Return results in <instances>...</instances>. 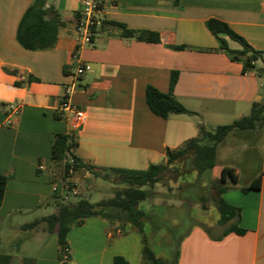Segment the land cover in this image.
I'll return each instance as SVG.
<instances>
[{
  "label": "crops",
  "instance_id": "1",
  "mask_svg": "<svg viewBox=\"0 0 264 264\" xmlns=\"http://www.w3.org/2000/svg\"><path fill=\"white\" fill-rule=\"evenodd\" d=\"M31 2L0 0V174L7 177L0 202V251L11 255L10 264L31 257L13 253L19 249L10 245L27 224L13 220L49 206L57 189L65 191L62 165L50 159L56 133L71 134L72 152L92 166V171L80 168L68 177L82 184L83 191L93 188L98 178L118 182L115 169L165 163V148L196 136L198 122L214 126L218 123L212 118H238L264 99V54L253 69L243 71L242 62L219 49L205 24L208 18L220 19L254 49L264 51V0H102L100 22L77 59L72 52L81 0H46L62 23L55 44L37 50L24 48L16 39L19 20ZM122 26L157 32L159 40L123 36ZM228 45L239 47L231 40ZM78 63L84 71L70 100L85 116L73 126L58 107L62 87ZM173 70L177 78L171 92L194 113L163 118L148 107L145 89L150 85L168 92ZM258 129L264 134V127L248 133L257 135ZM258 174L260 186L242 191ZM72 190L81 192L79 187ZM223 194L239 208L237 224L244 232H224L225 226L207 231L194 223L179 242L176 264H264V166L244 185ZM48 214L33 225L49 233L32 256L34 264H59L57 234L48 232L42 219ZM216 223L220 225L218 219ZM67 242L71 264H112L114 255H122L127 264L140 262L139 233H123L98 216L72 225Z\"/></svg>",
  "mask_w": 264,
  "mask_h": 264
},
{
  "label": "trees",
  "instance_id": "2",
  "mask_svg": "<svg viewBox=\"0 0 264 264\" xmlns=\"http://www.w3.org/2000/svg\"><path fill=\"white\" fill-rule=\"evenodd\" d=\"M62 23L60 14L52 5H46V0H32L30 6L21 16L16 29V39L21 46L27 49L37 50L52 47L57 39V31ZM206 27L216 37L220 50L226 52L233 60L242 62L243 71L254 68V62L263 57L264 51L254 49L241 35L236 33L226 22L217 18H208ZM123 36H135L146 41H158L159 35L153 31H138L127 29L122 26ZM228 40L234 41L239 46L231 48ZM177 72L172 71L169 78L168 92H162L148 85L145 89V101L150 110L156 115L166 118L172 113H188L187 109L172 94L171 90L176 81ZM264 126V99L261 102H253L250 112L246 115L233 119L229 123L207 126L197 123V135L184 140L176 147H166L165 163H150L146 169H115L119 184L122 186L113 190L108 198H102L91 202L85 197H79L72 201H63L58 189L53 194V203L56 210L42 219L48 232L57 234L59 264H71L67 232L74 224L81 223L84 218L98 216L109 224H116L119 231L126 233L135 230L141 239L139 264H176L178 258V246L171 251L168 257H158L147 243L144 228V219L158 222L160 217L158 209H144L139 203L150 196V190L158 183L164 173L169 169L172 162L184 154H191L192 164L198 173L212 169L215 166L216 146L223 141L224 137L233 129H253ZM75 146L71 134L56 133L51 146L50 159L55 165H62V180L68 181L71 172L80 168L91 170L92 166L83 162L72 152ZM92 171V170H91ZM7 177L0 174V202L3 198ZM217 180V196L214 204L218 210V223L225 225L226 231L243 233L244 229L237 224L239 208L226 202L221 193L227 188L224 184L227 180L237 181V173L234 167L223 165L220 168ZM261 174L255 176L247 185L242 186V191L258 188ZM72 190L68 185L67 193ZM39 220L24 224L23 227L35 225ZM208 231V229L205 227ZM11 255L0 251V264H10ZM22 264H34L33 257H23ZM112 264H127L122 255H114Z\"/></svg>",
  "mask_w": 264,
  "mask_h": 264
},
{
  "label": "rangeland",
  "instance_id": "3",
  "mask_svg": "<svg viewBox=\"0 0 264 264\" xmlns=\"http://www.w3.org/2000/svg\"><path fill=\"white\" fill-rule=\"evenodd\" d=\"M233 119L235 116L228 115L212 118L218 124L229 123ZM210 123L206 122L207 126L211 125ZM248 131L250 130L233 129L224 137L223 141L216 146L214 169L198 173L192 164L191 154H184L172 162L162 179L149 189L150 196L141 201L139 205L146 210L158 209L157 213L160 216L158 222L153 219L150 221L144 219L147 243L156 256H170L176 243L182 239L194 223H201L211 231H217L225 226L217 225L216 220L219 213L214 204L218 184L216 179L221 166L234 167L238 176L236 182L227 180L224 184L227 187L224 192L235 185H244L251 175L259 172L264 166L263 129H258L257 135H250ZM64 183H67L72 189L79 187L80 191L83 187L82 184L78 186L65 180L63 181L64 188L67 186ZM93 184V188L90 186L89 189L80 193L63 191L61 194L63 201L73 202L79 197H85L89 201L95 202L110 197L115 188L122 186L118 182L112 183L101 178L93 181ZM84 186L86 187L87 184ZM224 192L221 193V196H225ZM55 208V204L51 203L49 206L19 216L13 222L31 223L34 220H39L41 215L53 212ZM33 227L31 225L24 228L14 237L10 246L14 251L19 249L18 253L13 252L15 255L32 257L41 247L49 233L42 232L40 229L35 230ZM13 230V227H9V231ZM4 239L2 236L1 243Z\"/></svg>",
  "mask_w": 264,
  "mask_h": 264
},
{
  "label": "built area",
  "instance_id": "4",
  "mask_svg": "<svg viewBox=\"0 0 264 264\" xmlns=\"http://www.w3.org/2000/svg\"><path fill=\"white\" fill-rule=\"evenodd\" d=\"M102 0H81V6L77 12L75 21V45L72 52L73 58L77 59L79 49L91 41L94 28L99 24V11ZM84 66L81 63L75 65L71 70V81L64 84L59 101V109L65 117L71 121L73 126H77L84 119V111L76 104L71 102L70 94L74 89L75 80L83 73ZM38 168L42 169L43 164H38ZM73 193H75L72 190Z\"/></svg>",
  "mask_w": 264,
  "mask_h": 264
}]
</instances>
